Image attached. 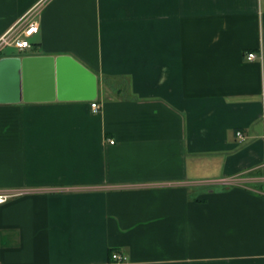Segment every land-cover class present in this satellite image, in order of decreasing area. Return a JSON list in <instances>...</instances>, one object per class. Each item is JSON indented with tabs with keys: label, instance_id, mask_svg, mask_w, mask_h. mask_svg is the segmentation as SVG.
<instances>
[{
	"label": "crops",
	"instance_id": "1",
	"mask_svg": "<svg viewBox=\"0 0 264 264\" xmlns=\"http://www.w3.org/2000/svg\"><path fill=\"white\" fill-rule=\"evenodd\" d=\"M26 15L2 56L52 90L0 103V264H264V0H0V36Z\"/></svg>",
	"mask_w": 264,
	"mask_h": 264
},
{
	"label": "water",
	"instance_id": "2",
	"mask_svg": "<svg viewBox=\"0 0 264 264\" xmlns=\"http://www.w3.org/2000/svg\"><path fill=\"white\" fill-rule=\"evenodd\" d=\"M56 63L55 81L60 97V89L63 95L71 98L86 99L95 95V76L82 65L72 59L59 57ZM40 64L33 60L20 59L17 56L0 57V103L18 102L24 96H33V83L42 81L45 87L41 96L48 97L51 94L52 73L49 62H43V72H37ZM35 83V84H36Z\"/></svg>",
	"mask_w": 264,
	"mask_h": 264
},
{
	"label": "built area",
	"instance_id": "3",
	"mask_svg": "<svg viewBox=\"0 0 264 264\" xmlns=\"http://www.w3.org/2000/svg\"><path fill=\"white\" fill-rule=\"evenodd\" d=\"M39 26L38 20L34 17L27 18L26 15V17L20 18L13 27L0 36V56H2V53H4L7 48H13L17 51L28 50V48L32 46V37L38 32ZM247 58H249V60L253 59L255 58V54L250 52V54H247ZM91 108L96 112L99 110L100 106L97 105L96 102H92ZM235 135L237 139L242 138L240 130H236ZM110 142L112 143L113 140H110ZM6 197L5 195H0V202L6 200ZM111 257L118 263L126 259L124 255H118L117 253H112Z\"/></svg>",
	"mask_w": 264,
	"mask_h": 264
},
{
	"label": "rangeland",
	"instance_id": "4",
	"mask_svg": "<svg viewBox=\"0 0 264 264\" xmlns=\"http://www.w3.org/2000/svg\"><path fill=\"white\" fill-rule=\"evenodd\" d=\"M4 53L7 54L8 53V50H5Z\"/></svg>",
	"mask_w": 264,
	"mask_h": 264
}]
</instances>
